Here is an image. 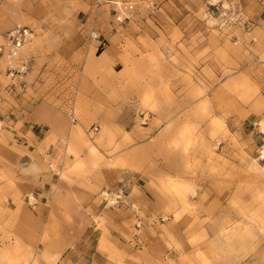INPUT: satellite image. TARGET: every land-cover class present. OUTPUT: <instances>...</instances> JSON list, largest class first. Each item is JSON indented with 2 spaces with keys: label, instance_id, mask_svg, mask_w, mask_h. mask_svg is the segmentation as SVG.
Listing matches in <instances>:
<instances>
[{
  "label": "rangeland",
  "instance_id": "374dc122",
  "mask_svg": "<svg viewBox=\"0 0 264 264\" xmlns=\"http://www.w3.org/2000/svg\"><path fill=\"white\" fill-rule=\"evenodd\" d=\"M17 24L0 264H264V0H0Z\"/></svg>",
  "mask_w": 264,
  "mask_h": 264
},
{
  "label": "built area",
  "instance_id": "2783aa9c",
  "mask_svg": "<svg viewBox=\"0 0 264 264\" xmlns=\"http://www.w3.org/2000/svg\"><path fill=\"white\" fill-rule=\"evenodd\" d=\"M34 31L28 25L17 24L0 42V56L4 57V71L10 78L22 77L28 69V57L24 47L31 43ZM261 158H264L262 150Z\"/></svg>",
  "mask_w": 264,
  "mask_h": 264
},
{
  "label": "crops",
  "instance_id": "0c3cea01",
  "mask_svg": "<svg viewBox=\"0 0 264 264\" xmlns=\"http://www.w3.org/2000/svg\"><path fill=\"white\" fill-rule=\"evenodd\" d=\"M39 111L37 112V114H38L37 115V119L38 120H41V122H44L48 126H51L54 131H60V132H62L64 130L63 129L64 120L60 119L52 110H50L48 108H45V107H41V108H39ZM41 113H43V114H41ZM73 126L74 125H69V127H68V131H69L70 136L78 135L83 140V144L86 145V147H88L91 152H93L95 150L94 142L91 141L90 138L87 137V135L83 132V130L81 129L80 126L75 125V126H77V128L75 129V131H73V129H74ZM80 133L83 134V135H85V139L86 140L81 137V134ZM102 134H103V132L99 133L98 135L101 136ZM85 141H87V142H85ZM74 143L75 142H73V144ZM90 146L93 147V150L90 149ZM76 150H77V147H76ZM56 194H58V192ZM56 199L58 201H60L61 199L64 200V201H66L67 202L66 204L62 202L64 205H67L68 203H73L74 204L72 197L69 196V193H62V192H60L56 196Z\"/></svg>",
  "mask_w": 264,
  "mask_h": 264
}]
</instances>
